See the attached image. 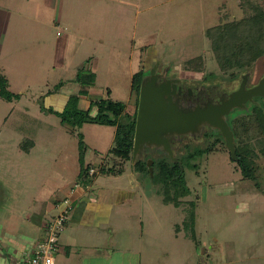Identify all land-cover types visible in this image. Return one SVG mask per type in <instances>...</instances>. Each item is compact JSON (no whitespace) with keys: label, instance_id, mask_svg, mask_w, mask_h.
Returning <instances> with one entry per match:
<instances>
[{"label":"rangeland","instance_id":"rangeland-1","mask_svg":"<svg viewBox=\"0 0 264 264\" xmlns=\"http://www.w3.org/2000/svg\"><path fill=\"white\" fill-rule=\"evenodd\" d=\"M54 6L46 7L45 0H0V88L7 95H0V184L4 181L11 195L6 200L3 189L0 223L9 224L17 234L37 227L35 231L45 236L39 225L46 223L41 216L46 205L40 199L63 198L64 184L81 182L87 188L85 184L96 183L135 197L132 203L116 206L112 242L106 233L67 228L60 241L66 244L74 237L69 247L122 249L132 264L140 258L142 264H264L260 135L241 136L257 155L255 179L244 178L221 143L195 158L191 163L195 167L186 168L190 193L176 205L165 202L166 191L152 179L154 175L135 170L133 154L128 161L111 154L115 126L79 124L83 120L79 112L88 111L92 100L122 102L133 113L138 101V93L131 92L133 76L156 60L168 69L206 79L211 84L204 87L206 93L215 78L223 86L232 81V88L238 87L242 75L252 72L259 59L243 69L222 68L207 32L256 16L258 9L264 11V0H56ZM196 59L199 71L192 67ZM262 67L264 60H259L258 70ZM92 73L95 80L90 85ZM65 91L70 92L67 98L74 97L67 109L71 113L63 120L64 109L56 111L53 106L47 113L52 96L45 104L41 97ZM259 101L264 106V98ZM212 141L186 138L182 145L188 148L181 146L174 156L204 149ZM83 155L85 160L99 157L103 166H117L123 174L113 176L101 166L92 167L96 174L84 178L89 162L83 164ZM57 258L60 261L61 255Z\"/></svg>","mask_w":264,"mask_h":264},{"label":"trees","instance_id":"trees-1","mask_svg":"<svg viewBox=\"0 0 264 264\" xmlns=\"http://www.w3.org/2000/svg\"><path fill=\"white\" fill-rule=\"evenodd\" d=\"M257 11L258 13H256V16L254 17H247L238 23L231 22L224 26L213 27L207 32V36L212 43V49L216 56V60L222 68L243 69L250 67L255 61L264 56V11L261 9H258ZM194 64L196 66L193 65V62L191 64L193 65L192 67H194L193 69L199 71V68L201 69V63H199V60L196 59ZM150 65L151 63L148 64V66ZM145 74V71L142 70L133 76L132 93H139ZM88 79V84H93L95 74L92 73ZM0 95L7 98V95L4 94L1 88ZM73 97L74 96H70L68 99L62 112V117L64 116L66 118L67 114L71 113L70 111H67V109L72 102ZM137 106L138 101L135 111L131 113L127 110V104L122 102H115L107 99L91 101L90 109L88 111L79 112L80 114L82 113L83 117V120H81L79 124L90 122L115 126V146L111 150V154L115 158L128 161L132 159L134 148ZM93 110H96L95 114L92 113ZM52 111L53 108L47 110V113ZM250 111H252V114H249ZM246 113L245 116L234 117L232 119V130L238 142L237 151L238 156L240 157L238 166L240 167L244 178L252 180L255 179L256 171L253 158L257 155L254 154L249 142L244 140L243 142L241 141V136L250 133H257L260 135L257 143L260 147V154L264 157V106L253 105L250 107L249 111H246ZM74 114L78 113L74 112ZM64 117L63 120H65ZM210 151H212V148H196L193 152L188 151V154L179 157L177 163H173L165 158L154 160L152 166L154 176L152 179H154L156 183H161L163 185L166 191L165 202H174L178 205L179 199L186 197L190 193L186 184V168L190 167L195 158L198 156L202 157ZM83 157L84 155L82 156V162L83 164H86V160ZM86 165V169L82 176L84 178L88 177L89 171L93 169L92 165ZM191 167L193 168L195 166L191 165ZM135 170L141 175L150 177V170L147 167L146 159L138 160L135 163ZM101 171L105 173L109 171V173H112V175L116 177H120L123 174V169H118L117 166H111V168H109V166H102ZM85 185L88 186L87 184Z\"/></svg>","mask_w":264,"mask_h":264},{"label":"crops","instance_id":"crops-1","mask_svg":"<svg viewBox=\"0 0 264 264\" xmlns=\"http://www.w3.org/2000/svg\"><path fill=\"white\" fill-rule=\"evenodd\" d=\"M45 5L50 9L51 7L55 8L56 0H45ZM39 28L41 29V27L38 26V34ZM69 95L70 92H66L65 95L54 93L46 94L41 98L45 104V98L47 99L52 96L50 97L51 99H48L49 103L47 107L51 109L53 106H56V111H62L70 98L66 96ZM93 113L95 114L96 110H93ZM88 156L86 160L92 167H101L104 165L101 158L96 157L92 159ZM3 182L0 184V187L6 192V200H10L11 195L6 187L7 184ZM69 185L70 183L64 184L61 189L64 195L63 198L59 196L58 198H53L54 200L50 202H47V198L44 199L45 201L40 199V202L46 205L45 213L41 215L42 219L47 222L49 217L57 214L59 208L62 206V202L65 199H70L73 203V210L65 230L69 228V230L77 231L78 233L81 231L106 233L110 236L108 242H112L111 238L113 239L114 230L110 227V224L113 212L118 205L132 203V198L135 197L134 194L120 188L102 187L96 183L86 186L87 188H84L81 182L73 186ZM28 219L32 221L31 217H28ZM0 224V243L2 247H0V264H14L16 261L26 258L27 255L32 253L36 243L44 236L38 233L37 230L35 231L37 227L27 230V232L21 231L17 234L16 229H13L9 224L7 226L2 223ZM45 224V222H41L39 225L44 232ZM75 240L74 237H70L69 240L67 239L65 241L66 244L60 241V252L58 254L61 255V258L59 261L56 256V264H120L121 262L123 264H132L131 260L126 262V259H124L127 251L121 249L120 251L107 250V252H104L103 250L97 249V247H69L75 243ZM108 248L111 249L110 247ZM141 261L140 258L138 264H142Z\"/></svg>","mask_w":264,"mask_h":264},{"label":"water","instance_id":"water-1","mask_svg":"<svg viewBox=\"0 0 264 264\" xmlns=\"http://www.w3.org/2000/svg\"><path fill=\"white\" fill-rule=\"evenodd\" d=\"M159 76L156 67L142 80L137 108L136 128L134 135L133 160L143 155L145 148H156L177 163L172 145L177 138L185 135H195L203 126L218 130L225 139L226 148L230 151L233 161L238 162L234 133L227 120L229 114L236 109H244L245 104L254 97L264 98V78L256 87L247 90L246 78L240 89L232 93L228 99H222L221 104H208L194 109L183 108L174 101L176 86L171 90V81L158 83ZM135 164V163H134ZM153 161L147 166L153 176ZM5 198L0 187V200Z\"/></svg>","mask_w":264,"mask_h":264},{"label":"flooded vegetation","instance_id":"flooded-vegetation-1","mask_svg":"<svg viewBox=\"0 0 264 264\" xmlns=\"http://www.w3.org/2000/svg\"><path fill=\"white\" fill-rule=\"evenodd\" d=\"M262 58H264V56L259 58V60L260 61L264 60ZM259 60L256 62L257 65L256 64L254 65L252 72H247V73H244L242 75L241 80H239L238 87L232 88V81L227 82L230 85L223 86L224 84L222 82H217L216 81L217 78H215L214 82L212 83L213 89L208 90L207 93L204 92V91H206V90H204L205 89L204 87H209L211 84L206 79H202V81H200L198 79H195L196 77L194 76V74H191L188 71L181 72V71L176 70L173 67L168 69V68H166L167 64L165 65L164 64L165 62H163L162 60H156L155 62L152 63L151 66H146L144 69H146L147 71L146 70H144V71H146L145 72L146 73L145 76H146L149 74L150 70H152L153 68L156 67V74L159 76L158 83H162L164 81H171L172 82L171 83V85H172L171 90L172 91H174L173 85L176 86L174 97H173L174 101H178L179 104L183 108H186V109L191 108V109L195 110L197 107H205L208 104H214V105L221 104V100L223 98L228 99L232 93H234L240 89L241 85L245 81V78H246L245 88L247 90H250V89L256 87L257 85H259L260 82L264 78V68L262 67L263 69L260 68L258 70ZM198 81H200V82H198ZM195 90H197V92ZM136 100H137V98H136ZM259 100H263V98L262 97H254L252 101H249L245 104L244 109H238V110H240L238 112L249 111L250 107L253 105H259L260 106L261 102ZM138 101H139V93H138ZM137 108H138V106H137ZM234 111H236V110H234ZM234 111L231 114H229V116L227 118L231 130H232V125H233L232 119L235 117V114L238 113V112L234 113ZM234 137H235V144H236V152H237V156H238V151H237L238 143L236 142L235 134H234ZM186 138L194 140L195 142H197V141L201 142L202 139H205L208 141L213 140L210 143L208 142V145L206 147H204V149L205 148H212L213 149V146L221 144V143L226 147L225 139L223 138L222 134L220 132H218V130L213 129L209 126H203L202 130H200V132L196 133L195 135H185V136H182L180 138H177L172 145V149L174 151V154H177L178 148H180L181 146H184V145H182V143ZM188 146L189 145L186 144L184 146V148L186 149V148H188ZM230 157H231V154H230ZM162 158L169 159L170 161H172L170 159V157L165 155L161 150H158L154 147L148 148V149L145 148L143 151V155L140 156L138 159H136V162L138 160H145L146 159L147 163L149 160H152L154 163V160H159ZM176 158H178V161H179V156ZM173 163H175V162H173ZM236 163H239V161Z\"/></svg>","mask_w":264,"mask_h":264},{"label":"built area","instance_id":"built-area-1","mask_svg":"<svg viewBox=\"0 0 264 264\" xmlns=\"http://www.w3.org/2000/svg\"><path fill=\"white\" fill-rule=\"evenodd\" d=\"M96 171L91 169L89 176H94ZM73 203L70 199L62 202L56 215L49 217L45 224V236L35 245L32 253L14 264H56V256L60 252V237L66 228Z\"/></svg>","mask_w":264,"mask_h":264}]
</instances>
